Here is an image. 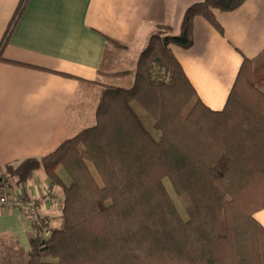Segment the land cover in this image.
I'll return each mask as SVG.
<instances>
[{"label":"trees","instance_id":"trees-1","mask_svg":"<svg viewBox=\"0 0 264 264\" xmlns=\"http://www.w3.org/2000/svg\"><path fill=\"white\" fill-rule=\"evenodd\" d=\"M246 1L195 3L178 35L161 25L138 58L132 86L92 83L99 86L93 126L6 167L2 182L28 183L43 169L50 189H63L60 225L34 221L27 264H264L256 217L264 209V65L245 59L224 109L215 111L170 47H192L196 16L223 32L215 10ZM0 264H22L2 240Z\"/></svg>","mask_w":264,"mask_h":264},{"label":"crops","instance_id":"crops-1","mask_svg":"<svg viewBox=\"0 0 264 264\" xmlns=\"http://www.w3.org/2000/svg\"><path fill=\"white\" fill-rule=\"evenodd\" d=\"M201 1L0 0V171L42 157L86 123L93 126L95 114L85 119L92 83L132 86L151 35L164 24L180 34L187 9ZM215 15L223 32L196 16L192 47H170L203 102L221 111L244 60L264 65V0ZM5 185L10 192L39 196L49 182L41 169L28 183L12 178ZM52 191L63 198L61 187ZM60 214L50 204L40 208L53 228ZM256 217L264 225V209ZM35 235L34 221L20 210L0 209V240L15 246L22 264L32 258Z\"/></svg>","mask_w":264,"mask_h":264},{"label":"built area","instance_id":"built-area-1","mask_svg":"<svg viewBox=\"0 0 264 264\" xmlns=\"http://www.w3.org/2000/svg\"><path fill=\"white\" fill-rule=\"evenodd\" d=\"M45 204H50L58 211L62 209L61 200L55 197L49 187L39 196H26L22 192H10L0 186V209H18L26 218L37 221L40 217V208ZM48 232L46 230L45 233Z\"/></svg>","mask_w":264,"mask_h":264},{"label":"rangeland","instance_id":"rangeland-1","mask_svg":"<svg viewBox=\"0 0 264 264\" xmlns=\"http://www.w3.org/2000/svg\"><path fill=\"white\" fill-rule=\"evenodd\" d=\"M254 67H255V66H254ZM120 74H121V73H120ZM99 81L104 82V83L115 84V83H113L114 81H110V80H109V81H108V80H107V81L99 80ZM262 84H263L262 87H263V89H264V80H263V83H262ZM92 87H93V89H92L90 92H87V95L90 94V96H92V104H91V106H89V107L86 108V110H85L86 112H88V113L86 114L87 117H85V119H89L88 117H90V118L92 119L93 115L95 114V110H96V107H97V104H98V98H97V94H96V93H97V91H98V89H99V86L92 85ZM85 111H84V112H85ZM142 114H143L144 117H145V118H144V121H145L147 127L150 128V129H152L153 132H154V134L158 137V136H159V133L153 128V123H154L153 119L150 118L146 113H143V112H142ZM88 121H89V120H88ZM87 124H88V125H87ZM86 125H87L86 128L92 126V125H89V123H86ZM6 171H7L6 168L3 169L2 171H0V186H2V187H4V188L6 187V185H5V182H2V176L5 174ZM3 172H4V173H3ZM62 173L64 174L65 179L69 181L70 178H69V176L65 173V171L62 172ZM165 184H166V186L168 187L170 193L172 194L174 200L176 201V203H177V205H178V207H179V209H180V212L182 213L183 217H184L185 219H187V214H186V212H185V209H184L182 203L180 202V200L177 198V196H176V194H175V192H174V189H173V186H172L171 182H170L169 180H165Z\"/></svg>","mask_w":264,"mask_h":264}]
</instances>
